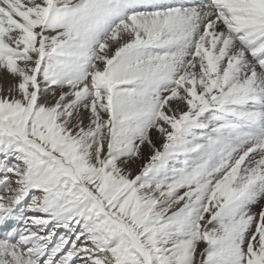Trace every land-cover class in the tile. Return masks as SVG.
<instances>
[{
    "label": "snow or ice",
    "instance_id": "snow-or-ice-1",
    "mask_svg": "<svg viewBox=\"0 0 264 264\" xmlns=\"http://www.w3.org/2000/svg\"><path fill=\"white\" fill-rule=\"evenodd\" d=\"M0 264H264V0H0Z\"/></svg>",
    "mask_w": 264,
    "mask_h": 264
}]
</instances>
